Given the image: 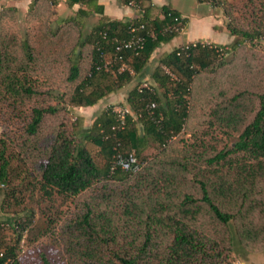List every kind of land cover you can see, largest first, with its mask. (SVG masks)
I'll return each instance as SVG.
<instances>
[{"label": "trees", "instance_id": "obj_1", "mask_svg": "<svg viewBox=\"0 0 264 264\" xmlns=\"http://www.w3.org/2000/svg\"><path fill=\"white\" fill-rule=\"evenodd\" d=\"M47 1L52 7L61 3ZM118 1L127 6L130 0ZM135 2L140 12L122 20L104 16L97 0L64 2L79 8L62 23L81 29L91 15L99 20L89 34L79 32L66 54L72 90L50 92L54 104L33 106L28 114L15 111L41 94L29 75L35 51L25 34L12 48L0 40V98L14 112L8 120L22 118L30 140L46 117L64 116L36 155L24 156L16 149L17 139L0 134V211L27 212L23 225L14 217L0 222V264H19L21 236L10 244L2 235L5 226L25 231L35 216L32 205L47 206L40 208L41 217L47 232L54 233L62 214L53 217L49 207L60 209L89 191H97V197L81 201L60 229L66 264H236L234 251L264 247V63L255 55L264 57V0H198L222 9L231 42L185 44L160 55L153 67L155 51L179 35L173 27L185 28L188 20L151 0ZM133 35L144 38L138 53L116 50ZM85 46L88 62L82 72L79 49ZM228 66L240 76L212 90L202 132L168 151L187 124L192 83L202 74L220 76ZM133 83L121 106L129 109L122 124L113 105L88 128H82L81 118L72 120V108L93 107ZM86 145L99 149L102 162ZM150 145L160 151L151 162L143 154ZM130 155L137 169L122 170L117 158Z\"/></svg>", "mask_w": 264, "mask_h": 264}, {"label": "rangeland", "instance_id": "obj_2", "mask_svg": "<svg viewBox=\"0 0 264 264\" xmlns=\"http://www.w3.org/2000/svg\"><path fill=\"white\" fill-rule=\"evenodd\" d=\"M32 1L30 0V3ZM168 1L171 7L175 8L190 20L189 30L187 35H183L182 33L174 38L168 47L162 46L159 50L157 49L158 51H155L156 53L153 54L151 59V67L155 65L159 54H162V52H170L174 48L183 46L182 44L185 39L197 42L223 43L229 38L230 35L226 30L227 19L221 8L215 7L207 2L200 3L198 0ZM226 1L230 4H240L242 0ZM78 8V5L69 8L64 2L52 7L49 1L39 0L32 7L28 5L25 10L16 9V13L10 12L8 9L0 11V40L3 42L7 41L12 48L13 45H19L22 36L25 34L36 54V62L29 75L31 80H35L37 90L41 94L32 100H28V102H25L21 106L17 105L15 113L27 112L28 114L30 108L33 106L54 104V101L49 95L50 92H59L68 95L67 93L72 90L73 84L68 83L66 80L69 67L66 54L70 51L73 44L76 43L79 32L89 34L92 27L99 20V16L91 15L89 18L82 20L84 27L81 29L73 24L61 22L62 20L65 22L67 18L75 16ZM209 15L212 17L215 16L216 19L210 20L209 18H205ZM222 21L224 22L225 29L222 26ZM212 22L214 25L218 24L221 29L214 28L213 24H211ZM47 29L56 32L55 36H51ZM79 50L83 54V60L80 62V65H82V72H84L85 68H87L89 47L85 46ZM243 55L249 59L253 56L251 53H244ZM255 55L256 62L261 61L264 63V57L260 53H255ZM218 74H220V76L217 75L218 77L202 74L192 83L190 97L188 98L190 115L187 124L180 136L172 140V143L167 148L168 151L171 149H179L180 140H187V143H189L193 141V138H191L193 133L200 134L202 132L205 124L204 121L207 120L208 115L207 99L214 93L212 90H218L219 86L224 87L229 85L234 78L240 76V73L236 74L233 66L224 68ZM253 81L256 83L255 80ZM133 85L134 83L129 84V87L124 91L111 94L110 97L98 102L93 107L72 108V120H75L76 117L81 118L80 124L82 128L90 127L94 119L105 107L109 105H113L116 108L123 106V99L128 92L127 90ZM3 102L5 101L0 98V134L7 133L13 140L17 139L16 149L24 156L25 153L30 156L31 154H39L40 149H45V145L48 144L51 136L58 130L59 124L64 117L63 114L59 113L55 116L46 117L38 135L27 140L23 134L22 118L14 117L15 119L8 120L9 113L13 115L14 112L8 111L6 109L7 104L4 105L2 104ZM86 147L96 155L97 161L102 162L103 159L97 147L92 145H86ZM153 147L151 145L148 146V149L143 153L144 156L148 155L149 162H151L155 154L160 153L157 147ZM34 150L37 152L35 153ZM95 193L97 191H89L85 194L84 198H80L73 203H67L61 206L60 209L49 207L53 217L62 214L57 229H54V233L47 232L45 221L41 217L43 213L40 208H46L47 206L41 207L30 204L35 209V216L33 221L26 226L25 231H21L20 227L14 230L5 226L2 235L5 236L10 244L14 243L17 235L21 236L17 250L19 264H44L42 256L45 257L47 264H66L67 259L65 258H67V255L63 249L65 236L60 230L61 226L79 210L81 201H88L89 197L96 198ZM7 211H14L16 215L13 216L12 212ZM26 215L27 212L20 211L19 208L6 209L4 212L0 211V222L7 224L6 220L14 217L17 219L16 223L23 225L27 222ZM233 256L236 264H264V247L260 250H249L247 248L242 251L236 250Z\"/></svg>", "mask_w": 264, "mask_h": 264}, {"label": "crops", "instance_id": "obj_3", "mask_svg": "<svg viewBox=\"0 0 264 264\" xmlns=\"http://www.w3.org/2000/svg\"><path fill=\"white\" fill-rule=\"evenodd\" d=\"M66 0H61V3L65 2ZM152 4L156 7H162V6H167V7H170L171 9L177 11L175 8L171 7V4L169 3L168 0H151ZM200 3H203V2H200ZM30 4V0H0V11L3 10V9H9V8H13V9H21V10H25L28 5ZM97 4L99 6H102L103 7V15L106 16L107 18L109 19H117V20H122V19H130V18H133L135 17V13L134 11L129 8L128 6H125L123 5L120 1L118 0H97ZM207 4V3H206ZM209 7H211L210 5H208ZM212 8V7H211ZM213 9V8H212ZM211 9V10H212ZM215 11V9H214ZM181 16L187 18L185 15H182V13H180L179 11H177ZM212 12V11H211ZM212 14V13H211ZM205 18H209L210 20L215 18V16H207ZM216 19V18H215ZM187 24L185 26V28L183 29V31L180 33L183 35H187L188 33V27L190 25V20L187 18ZM213 24V22L211 23ZM222 26L224 27L225 29V26H224V22L222 21ZM213 27L214 28H219L221 29L220 26H218V24H213ZM179 34V35H180ZM231 37L229 36V38H227L225 40V42L223 43H217V42H207V41H200V42H207V43H210V44H217V45H225V44H228L231 42ZM174 40V39H173ZM172 40V41H173ZM170 41V42H172ZM194 42H197V41H190L188 39H185L184 43L182 45H185V44H189V43H194ZM170 43L168 44H165V45H162L163 47L164 46H167L169 45ZM161 46V47H162ZM159 47L158 50L161 48ZM170 48V47H169ZM157 50V51H158ZM156 53V52H155ZM164 53H167V52H162V54ZM162 54H159L162 55ZM152 59V58H151Z\"/></svg>", "mask_w": 264, "mask_h": 264}, {"label": "built area", "instance_id": "obj_4", "mask_svg": "<svg viewBox=\"0 0 264 264\" xmlns=\"http://www.w3.org/2000/svg\"><path fill=\"white\" fill-rule=\"evenodd\" d=\"M127 6L134 11L135 15H137L140 12V10L138 9V7L136 5L135 0H130ZM135 17H133V18H135ZM141 27H143V26H141ZM173 28H174V31L179 33V34L184 29V28H177L176 26ZM130 31L132 33H135L136 28L132 27V28H130ZM143 45H144V38L142 36H139V35H137V36L133 35L131 39L123 42L121 45H118L116 50L121 51L122 49H130V50L134 51L135 53H138V51H140L143 48ZM146 86H147L146 84H143V87H146ZM154 107H155V104L152 103V104H150L149 109H153ZM113 110L117 113L118 118L122 124L124 122L125 117L129 113V109L124 108V107H118V108L114 107ZM117 164L122 168V170H125V171H128L130 169H134L133 171H135L137 169V167H134L136 164V158L134 155H130L125 160L120 159L118 157L117 158Z\"/></svg>", "mask_w": 264, "mask_h": 264}]
</instances>
